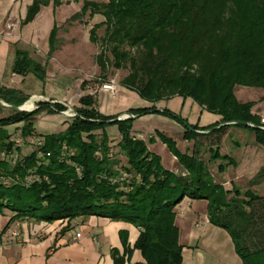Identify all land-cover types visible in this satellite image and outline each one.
I'll list each match as a JSON object with an SVG mask.
<instances>
[{
	"label": "trees",
	"instance_id": "1",
	"mask_svg": "<svg viewBox=\"0 0 264 264\" xmlns=\"http://www.w3.org/2000/svg\"><path fill=\"white\" fill-rule=\"evenodd\" d=\"M53 1L54 6L60 4ZM49 3L33 0L22 24L31 22ZM87 12L105 17L106 47L96 57L100 69L128 65L130 72L122 87L136 91L149 106L128 109L134 117L103 122L119 114L99 112L97 97L81 88L74 108L77 115L66 117L67 128L39 134L40 145L24 156L2 126L26 121L19 133L24 139L35 134L32 120L40 109L60 113L64 105L40 101L30 112L12 111L0 117V152L13 153L0 160V215L12 213L8 224L26 217L49 223L80 216L124 220L139 229L134 248L140 250L146 264H180L182 246L174 209L185 197L205 200L209 222L228 232L241 264H264V166L246 189H226L214 175L236 167V158L221 154L216 139L204 147L208 154L204 159L199 141L229 125L250 129L253 143L264 149V129L260 128V117L251 111L253 104L239 101L234 94L236 86L264 89V0L84 1L80 13L70 20ZM99 26L91 28V42L97 41ZM57 30L54 24L48 57L56 50ZM13 69L30 72L41 81L46 77V66L20 50H15ZM174 96L191 98L202 109L219 115L218 125L243 121L253 127L228 124L213 129L217 125L213 124L201 128L163 109L160 114L185 128L184 139L194 141L192 151L182 153L172 139L156 133L185 170L184 174L175 173L162 166L159 155L151 152L144 140L131 134L136 118L158 113L154 104ZM29 97L20 90L0 89V100L9 105L21 106ZM113 123L118 140L110 139L106 132V126ZM112 145L124 156L125 164L112 156ZM37 153L42 156L37 157ZM33 169L38 179L24 185V177ZM122 241L125 246L123 235ZM112 256L114 264H124V255L113 251Z\"/></svg>",
	"mask_w": 264,
	"mask_h": 264
},
{
	"label": "crops",
	"instance_id": "2",
	"mask_svg": "<svg viewBox=\"0 0 264 264\" xmlns=\"http://www.w3.org/2000/svg\"><path fill=\"white\" fill-rule=\"evenodd\" d=\"M32 2L33 0H0V89L20 90L26 96L42 98L43 100L40 101L63 102L69 106L72 103L71 106L75 108L78 106V98L83 92L81 90L82 80L79 78L74 80L72 92L54 98L38 94L32 90L33 88H30L35 84L33 83L34 78L41 81L32 73H20L13 69L15 50L27 53L28 58L32 61L45 65L47 71L48 64L54 61L63 47L64 42L59 40L58 44L56 43V50L48 57V38L55 23L51 19L53 25L49 24L46 28L37 24L43 7L31 22L22 24ZM47 7L49 8L50 4ZM46 79L47 74L43 82ZM74 93L77 95V99L74 97ZM117 94L111 96L108 93L99 92L97 97L99 112L105 115H120L122 112L128 111L130 108L112 109L110 101L116 98ZM69 99H71V103L68 102ZM3 109L11 110L6 107ZM32 109L34 107L26 109V112H30ZM156 111L158 113H150L136 118L132 124L131 134L137 139L144 140L147 148L159 155L164 168L184 174V168L156 133L160 132L172 139L177 149L182 153H190L194 141L184 139L185 128L182 124L160 114L162 110L156 109ZM8 112L0 109V117L7 116ZM195 124L203 125L201 122ZM228 129L231 130V126ZM19 133L20 130L17 129V137ZM151 137H153V141L149 142ZM224 141L225 138L220 142V148ZM234 144L236 150L232 157L236 158L237 166L228 167L224 172L226 176H223L224 173L216 172L214 177L226 189L237 186V181L240 183L239 187L246 189L248 181L254 176L253 173L244 171L248 168L246 155L250 154L252 144H254L253 138L249 142L237 143L234 141ZM18 153L24 156L30 152L21 153L20 146ZM213 169L212 171H214ZM174 211L175 224L179 230L178 240L182 246V262L180 264H241L228 232L209 222L205 200H191L185 197ZM11 216L12 213L9 211H4L3 215H0L1 264H114L113 251L124 255V264H146L140 250L134 248L140 231L127 221L99 216H80L71 220H55L49 223L26 217L16 219L8 224ZM64 228H68V230L63 231ZM122 235L126 239L125 246ZM126 249H129L130 252L126 253Z\"/></svg>",
	"mask_w": 264,
	"mask_h": 264
},
{
	"label": "rangeland",
	"instance_id": "3",
	"mask_svg": "<svg viewBox=\"0 0 264 264\" xmlns=\"http://www.w3.org/2000/svg\"><path fill=\"white\" fill-rule=\"evenodd\" d=\"M84 1H92L100 4L107 2L108 0H59L60 4L57 6H54V1L50 0L49 8L47 6H43V12L38 19L37 24H41L43 28H46L49 24L53 25V23H55V25L58 27L56 35L57 42L61 40L64 43L62 45L63 47L56 55L54 61H52L51 64H48L46 71L47 79L44 82H41L34 78L33 83L35 84L30 88H33L32 90L38 94L41 93L44 94L43 96H53L55 98L65 96L67 93L72 92L73 84L75 82L74 80L76 78H79L82 80V82H85L83 87L81 85V88H83L84 92L98 89L100 83L113 80L117 86V93L118 91L119 93H116L117 97L111 99L110 101L112 109H127L146 106L147 102L142 100L136 91L126 89L125 87L122 88V80L130 72L128 65L121 68H115L114 66L109 65L106 71H102L97 64V55L106 47L103 44V39L106 34L104 15L101 13H96L92 16H89V12H87L83 16H80L74 20H70V17L73 14L80 13ZM51 19L53 23L51 22ZM95 24H100L96 31L97 41L91 42L89 40L90 30ZM107 55L111 58L109 51L107 52ZM104 77L106 79H103ZM26 89H28V87H26ZM99 92L101 91H98L96 94H94V96L98 97ZM234 94L239 101L251 102L253 104L251 107L252 113L258 115L259 117L264 113V89L236 86ZM76 96L77 95L74 93V97ZM33 97L34 99L37 98L34 105H37L38 101L43 100L42 98H38L36 96ZM30 98L31 97H29V99ZM44 101L51 103L49 100ZM31 102L32 101L28 103L30 104ZM68 102L71 103V99H69ZM155 105V109H167L176 117L185 119L189 124L194 125L196 122H201L203 124L202 126L196 124L201 128H205L213 124L215 125L221 120L219 115L208 112L204 109L202 110L200 106L191 98L174 96L170 99L159 100ZM2 111H9L8 113H11L13 110H6L2 108ZM126 112L127 111L122 112V114L119 116H124ZM168 118L177 121L172 117ZM124 119L127 118H123L122 120ZM25 124L26 121L23 120L2 126L4 131L10 134L12 138L20 142L19 146H21V153L32 152L34 150V146L31 142L38 137L37 134L44 135L47 133L64 131L68 126V119L61 113L48 111L45 108L40 109L36 113L35 118L32 120L31 127L33 128L35 134L26 135L24 139L21 137V135H18L17 137L14 132L17 129L20 130V128ZM221 126V124H217L213 129H217ZM228 127L229 125L226 126L220 133H214L208 137H200L199 141L203 145L201 147V153L204 151V147L209 146L212 141L219 139V142H221L222 139L225 138V141L220 148L221 154H231L229 156H234V150H236L234 141L249 142L254 137L253 132L248 128L231 126L230 130ZM198 131H204V134L209 132L206 130ZM106 132L110 139L116 140L119 138L117 125L114 123L108 124L106 126ZM254 145L255 144H252V148L249 152L250 154L246 155L248 158L246 161L248 168L244 169V171L247 173H253V178L264 166V149ZM180 148L182 147L180 146ZM15 151L17 152V150ZM110 152L112 153L113 157H116L119 160V164H125V158L123 155H120L116 146L112 145ZM202 155L204 159L208 156L204 152ZM223 176H226V174L224 173ZM236 183L240 185L239 181Z\"/></svg>",
	"mask_w": 264,
	"mask_h": 264
},
{
	"label": "built area",
	"instance_id": "4",
	"mask_svg": "<svg viewBox=\"0 0 264 264\" xmlns=\"http://www.w3.org/2000/svg\"><path fill=\"white\" fill-rule=\"evenodd\" d=\"M98 91H101V92H104V93H108L109 95H111V96H114V95H116V93H117V86H116V83L113 81V80H109V81H106V82H102V83H100V85H99V87H98V89H95V90H88L87 91V93L88 94H90V95H94V94H96ZM32 98V97H31ZM30 98V99H31ZM29 99V100H30ZM36 100H37V98H36ZM35 100V101H36ZM35 101L33 102V105H32V107H34V108H36L37 106L36 105H34V103H35ZM51 103H54V102H52L51 101ZM62 105H64V107H65V110L64 111H62L63 113H62V115H64L65 117H67V118H73V117H75L76 115H77V113H76V111H75V109H74V107H72V106H69V105H67V104H65V103H61ZM133 116V115H132ZM120 117H122V118H129V116L128 115H124V116H120ZM260 122H261V125L262 126H260V128H262V129H264V113L260 116ZM252 125V124H251ZM15 143L17 144V145H19L20 144V142H18V140H15ZM32 144H33V146L34 147H37V146H39L40 145V139H39V137H37L36 139H34V140H32V142H31ZM13 155V153H7V152H5V151H1L0 152V160H2V159H8L10 156H12ZM37 155V157H41L42 155L40 154V153H37L36 154ZM49 155V153L47 154V156ZM16 157V156H15ZM38 179V177L36 176V174H35V169H33V170H31L25 177H24V179H23V184L24 185H30L31 183H33L34 181H36ZM77 236H79V234H77ZM0 264H1V262H0Z\"/></svg>",
	"mask_w": 264,
	"mask_h": 264
},
{
	"label": "water",
	"instance_id": "5",
	"mask_svg": "<svg viewBox=\"0 0 264 264\" xmlns=\"http://www.w3.org/2000/svg\"><path fill=\"white\" fill-rule=\"evenodd\" d=\"M0 105L3 106V107L9 108V109H11L13 111H16V112L27 111L26 109L23 108V105H21V106H13V105L6 104L2 100H0ZM60 113L62 114L63 112L61 111ZM125 115H128L129 117H133L130 113H127V112L125 113ZM122 119H123L122 117L118 116L115 119H112L110 121H103V122H114V121H119V120H122ZM228 124H240V125H243V126H252L253 127V125H251V124H249L247 122H243V121H229V122L221 123V125H228ZM195 132H197L199 134H204L205 133L204 131H198V130H195Z\"/></svg>",
	"mask_w": 264,
	"mask_h": 264
},
{
	"label": "bare ground",
	"instance_id": "6",
	"mask_svg": "<svg viewBox=\"0 0 264 264\" xmlns=\"http://www.w3.org/2000/svg\"><path fill=\"white\" fill-rule=\"evenodd\" d=\"M36 99H34V97H32L30 100H28L25 104H23V108L24 109H30L32 108V105H33V102L35 101ZM32 101L30 104L28 102Z\"/></svg>",
	"mask_w": 264,
	"mask_h": 264
}]
</instances>
